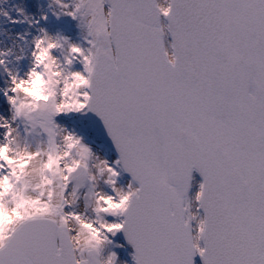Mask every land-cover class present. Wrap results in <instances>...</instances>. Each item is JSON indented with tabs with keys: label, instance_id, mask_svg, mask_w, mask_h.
Wrapping results in <instances>:
<instances>
[{
	"label": "snow or ice",
	"instance_id": "6c2138e0",
	"mask_svg": "<svg viewBox=\"0 0 264 264\" xmlns=\"http://www.w3.org/2000/svg\"><path fill=\"white\" fill-rule=\"evenodd\" d=\"M68 14L80 19L86 43L59 36L50 51L66 43L65 62L82 63L69 73L86 78L79 99L55 96L26 111L9 94L18 89L4 90L24 129L0 121V180L11 185L0 200L11 207L22 189L51 210L9 229L0 264H117L118 254L103 249L118 230L134 264H196L197 254L203 264H264V0H171L170 10L159 0H73ZM88 111L119 152L114 164L56 120ZM121 169L131 174L127 208L100 207L110 194L100 183L115 189ZM194 169L199 246L190 224ZM81 200L96 202L103 236L77 248L69 225L83 227Z\"/></svg>",
	"mask_w": 264,
	"mask_h": 264
},
{
	"label": "clouds",
	"instance_id": "9594fccd",
	"mask_svg": "<svg viewBox=\"0 0 264 264\" xmlns=\"http://www.w3.org/2000/svg\"><path fill=\"white\" fill-rule=\"evenodd\" d=\"M159 4L162 10H170L171 8V0H159ZM0 11L4 10L0 9ZM41 32L42 34H38L33 38L35 47L31 51V56L33 57L32 66L23 76L19 75L14 68L8 67V57L15 53L16 59H19L20 56L25 54L24 48L21 47L19 51L14 47L0 49V65H4L5 70L12 75L20 77L15 82L11 79L8 88L18 89V91H13L12 93L14 94L12 95L17 98V104L26 111L41 109L43 106L51 103L55 96H58L60 99L66 97L69 101H75L79 99V94L83 91L84 85L87 82L86 78L82 75H70V65L65 62V59L62 60L60 56L50 51L60 35L45 32L43 29ZM38 39L40 41L39 44L37 43ZM66 45L64 43L63 46H56L54 49L65 48ZM69 54L67 47L66 56ZM14 115L15 110L12 107V116L8 120L11 122L16 121L18 118L13 119ZM19 119L22 120L21 118ZM2 120H4V117L0 116V121ZM96 157L99 160H103L98 155ZM20 170H23L22 165L20 166ZM0 189L3 190V193L11 189V185L7 179L0 180ZM103 199L104 203L100 207L111 211H122L127 208L130 197L129 193L125 190V186L118 184L117 181L114 192L106 194ZM15 200V204L11 207L7 201L0 200V243L7 239L10 235L9 229L13 228L20 219L28 215L44 214L51 210L48 202L42 201L35 192L26 197L22 189L18 190ZM196 203V194H194L190 209V224L193 229V243L199 246L204 222L200 216L199 208L196 207ZM95 207L96 202H93L87 208L84 205L81 207L80 211L87 212V218L83 222V227L74 222L70 223L69 226L73 229L72 239L74 247L79 248L82 245L93 243L102 238L103 225L99 220L95 219ZM91 213H95V215L93 216Z\"/></svg>",
	"mask_w": 264,
	"mask_h": 264
},
{
	"label": "rangeland",
	"instance_id": "374dc122",
	"mask_svg": "<svg viewBox=\"0 0 264 264\" xmlns=\"http://www.w3.org/2000/svg\"><path fill=\"white\" fill-rule=\"evenodd\" d=\"M5 1V0H0ZM19 13H21L26 18H32L35 21V26L33 28V37L30 43L27 45L22 42L19 37V33L14 29V27H0V49H7L14 47L17 51L21 47L24 48L25 54L16 59L15 53L8 57L9 68H14L19 75L23 76L27 71L30 70L32 66L33 57L31 56V51L35 47L33 43V38L42 34L41 30H46L51 34H58L60 36H65L69 38V42L73 43H86L84 40V29L80 26V19L74 17L69 13L73 7V0H64V4L68 8H64L63 5L57 2V0H13ZM23 9V11H21ZM59 13V15H57ZM46 14V18H45ZM50 19V21L48 20ZM66 48L54 49V54L65 59ZM22 60V62H21ZM72 70H78L83 67L79 60H74V63L70 66ZM11 81V76L7 70H5L4 65H0V116L10 120L12 113L9 107L10 102L5 95V89ZM9 94L12 93L9 90ZM69 113H60L57 115V121L65 126L68 130L76 132L78 135L82 136L84 142L89 144L93 149L94 153L103 159H107L110 163H115L117 154L112 151L104 142H102L99 137L93 132L89 125L87 119H83L77 122L72 121ZM13 125L16 126V122L12 121ZM6 131L5 128L0 127V139L3 138V133ZM33 144L39 139L38 136H33L30 138ZM121 171V170H120ZM127 176L121 171V175L118 177V184L126 186L129 181H127ZM100 189L105 192L113 193L114 189L111 185L101 182L99 185ZM83 201L81 200L80 205L77 210H81L83 206ZM95 215V213H91ZM104 218L108 221H116L118 217L112 214H104ZM118 231L112 233L109 232V241L106 242V246L103 249V254L107 256L110 252L115 251L118 254L117 264H124L125 261L128 264H134L133 256L130 247L124 244L121 235Z\"/></svg>",
	"mask_w": 264,
	"mask_h": 264
},
{
	"label": "trees",
	"instance_id": "16d2710c",
	"mask_svg": "<svg viewBox=\"0 0 264 264\" xmlns=\"http://www.w3.org/2000/svg\"><path fill=\"white\" fill-rule=\"evenodd\" d=\"M13 0L0 1V27H14V29L19 33V37L24 42L25 45L31 42L33 37V28L35 26V21L32 18H26L17 10L14 5ZM74 18V17H73ZM22 62V60H21ZM12 113V106L9 104ZM71 119L78 123V121L86 118V113L83 112H70ZM16 126L23 133L24 123L19 118L15 121Z\"/></svg>",
	"mask_w": 264,
	"mask_h": 264
},
{
	"label": "water",
	"instance_id": "95a60500",
	"mask_svg": "<svg viewBox=\"0 0 264 264\" xmlns=\"http://www.w3.org/2000/svg\"><path fill=\"white\" fill-rule=\"evenodd\" d=\"M87 115H88V118H89V120H90L89 122L91 123L92 128L98 133V135H99L102 139H104V141L106 142V144H107L108 146H110V147L114 150V152H116L117 155L119 156V152H118V150L116 149L115 144H114V142L112 141L111 137L108 135L107 130H106V128H105V126H104V124H103L101 118H100L96 113H94V112H92V111H88V112H87ZM111 148H110V149H111ZM113 150H112V151H113ZM123 172H125V173L131 178V174H130V173H128V172H126V171H123ZM195 175L198 176L200 180H202V176L200 175L199 171H197V170L194 169V170H193V176H195ZM196 176H195V178H194V180H193L192 188L190 189V190H191V191H190V195H192V196L196 193V191H198V188H199V181H200V180L197 179ZM202 211H203V210L201 209V212H202ZM193 223H195V221H193ZM118 232H119V231H118ZM120 233H121V235L123 236V238L125 239L126 243L132 247V250H133V252H134V247H133V245L127 240V237H126L124 231H123V230H120ZM194 259H195V261L198 262L199 264H203V262H202V258L199 256V254H197V255L194 257Z\"/></svg>",
	"mask_w": 264,
	"mask_h": 264
},
{
	"label": "bare ground",
	"instance_id": "6f19581e",
	"mask_svg": "<svg viewBox=\"0 0 264 264\" xmlns=\"http://www.w3.org/2000/svg\"><path fill=\"white\" fill-rule=\"evenodd\" d=\"M127 181H129V178H127Z\"/></svg>",
	"mask_w": 264,
	"mask_h": 264
}]
</instances>
